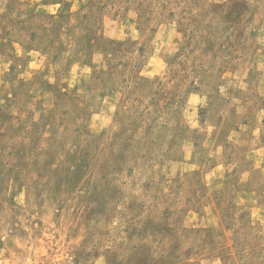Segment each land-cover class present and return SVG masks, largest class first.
Segmentation results:
<instances>
[{"label":"rangeland","instance_id":"1","mask_svg":"<svg viewBox=\"0 0 264 264\" xmlns=\"http://www.w3.org/2000/svg\"><path fill=\"white\" fill-rule=\"evenodd\" d=\"M0 264H264V0H0Z\"/></svg>","mask_w":264,"mask_h":264}]
</instances>
